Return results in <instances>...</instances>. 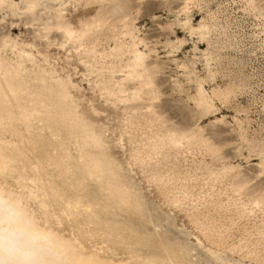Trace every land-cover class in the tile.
Segmentation results:
<instances>
[{
	"label": "bare ground",
	"instance_id": "obj_1",
	"mask_svg": "<svg viewBox=\"0 0 264 264\" xmlns=\"http://www.w3.org/2000/svg\"><path fill=\"white\" fill-rule=\"evenodd\" d=\"M246 1L264 17V3ZM65 4L0 0L1 9L25 17L48 45H73L69 52L79 56L89 74L97 71L94 81L88 78L91 88L105 102L123 107L126 128L115 135L99 120L103 111L93 100L81 108V98L72 91L81 92V87L69 71L62 75L47 53L32 50L34 43L20 42L2 30L0 188L21 197L45 227L67 242L74 264H264V188H252L253 178L243 172L254 164L256 179L264 177V127L252 125L249 107L237 99L248 75L240 71L216 82L228 57L224 50L233 46L229 39L220 44L219 37L228 33L216 12L209 9L194 23L191 8L199 0H183L176 18L167 23L173 33L183 28L208 44L205 49L195 44L192 57L181 59L178 53L186 36L176 34L165 41L166 57L184 78L172 77V90L184 94L199 116L193 126H182L171 124L156 106V77L166 64L150 60L152 53L159 57L158 50L142 36L133 11L118 13L107 24L96 16L74 24ZM116 21L122 23L121 30ZM104 25L110 31L104 37L108 46L99 49ZM85 37L90 39L84 56L80 47ZM90 58L100 66L95 68ZM198 62L204 65L203 74ZM209 81L214 84L207 88ZM232 105L234 114L221 111ZM206 118L214 126L232 128L225 135L234 133L236 139L216 142L205 132ZM168 147L166 154L175 151L176 170H151L147 178L145 155L149 150L158 155ZM227 147H234L236 158L246 164L227 157ZM115 148L124 151L123 159ZM193 150L203 156L208 178L201 180L197 168L184 166L190 161L186 153ZM215 161L222 163L220 168L209 165ZM138 162L143 177L135 168Z\"/></svg>",
	"mask_w": 264,
	"mask_h": 264
},
{
	"label": "rangeland",
	"instance_id": "obj_2",
	"mask_svg": "<svg viewBox=\"0 0 264 264\" xmlns=\"http://www.w3.org/2000/svg\"><path fill=\"white\" fill-rule=\"evenodd\" d=\"M258 1L264 3V0ZM199 3L198 6L194 5L191 8L193 10L191 14L193 13L192 17L194 23L206 17L209 9L215 11L219 21L226 27L228 33V36L222 35L219 37L220 44L222 46L225 45L228 39L233 43V46L224 50V53H226L228 57L222 60V67H220V71L217 73L216 82H226L229 78H234V76L240 74V71H242L244 76L245 74L248 75V84L242 93L238 95L237 99L242 105L249 107L251 117L253 118L252 125L254 127H264V17L247 6L246 0H199ZM65 5L66 14L74 24H78L80 18L88 22L93 21L95 16L100 17V20L107 24L117 19L114 18L116 14L132 10L136 16V24L141 30L142 36L149 41L148 44L151 47L154 46L158 50L159 57H157L155 53H152L150 60L158 63L164 62L166 64L165 69L159 72V75L156 77L157 84L160 88V98L156 101L158 110L169 119L171 124L193 126L199 121L197 120L199 116L194 109V104L192 102L188 103L184 94L173 92L172 77H179L182 80L184 78L180 76L181 71L177 68L176 64L170 62L168 60L169 58L166 57L168 47L165 45V41L168 38L174 39L176 34L181 37L186 36V43L178 53V57L181 59L192 57L195 44H197L200 49H205L208 46L205 40L197 36L192 37L188 35L183 28L176 27L175 33L168 29L167 23L176 18L178 10L183 5V0H144L142 3L138 0H117L106 1L101 4L98 2H90L87 4L84 0H66ZM115 27L121 30L122 23L116 21ZM102 28L104 31L99 36L103 39V43L98 46L99 49L108 46L104 37L106 34H110V31H108L105 25ZM2 30L10 33L13 38H16L20 42L25 41L34 43L36 47H33L32 50L35 53H37V49L47 53L51 58V62L55 64L62 75L65 76L69 71L74 81L78 82L81 87V92H77L75 89L72 90L76 96L81 98V108L87 109V100H93L95 106L103 111L99 120L109 125L114 130L115 135H119L120 132L126 128L124 114L121 110L123 107L120 109L115 107L110 101L105 102L99 91H94L91 88L88 78L94 81L97 78L95 76L97 71L93 74H89V67L80 62L79 56L75 52H69L70 49H73V45L68 44L66 49L61 48L57 44L48 45L46 40L39 37L35 30V25L27 23L25 17H15L10 10L1 9L0 7V40ZM58 35L60 38V34ZM87 38L85 37L83 39H87L85 41L82 40L83 48L80 47L82 55L84 56L86 45L89 43L88 41L90 39L89 37ZM111 43L113 44L112 41H110V44ZM76 45L78 46L79 42H76ZM8 53H11V51L8 50ZM197 55L201 56V53H197ZM89 60L91 63H94V65L96 64L92 58ZM97 66H100V63L96 64L95 68ZM198 69L200 73L203 74L204 65L202 62H198ZM213 84L214 82L209 81L206 87L210 88ZM145 98L147 99L148 95L145 96ZM221 111L230 115L234 114L233 105L227 108L222 107ZM202 124L205 126V132L212 136L216 142L236 139L234 133L225 135L227 132L233 131L230 127L220 125L214 126L209 123L208 118L203 119ZM126 148L127 151L125 155L129 157L131 149L129 142L126 143ZM169 149V147L167 149L163 148L158 155L152 153L151 150L148 151L150 152L149 155L153 158H149V155H145V167L148 170L144 175H146L147 178L150 176L151 170H159L164 173L176 170V168H174V164L177 162L174 158L175 151L172 150L171 154H166V150ZM235 150L234 147H227L224 150V154L227 157H233V162H242L246 164L245 159L236 158ZM114 151L123 159V150L115 148ZM188 153L189 152L186 153V156L188 155L187 157H189L190 161H185L186 163H184V166L188 163L187 166H192L194 169L197 168L196 172L199 174L201 180L202 178H208V169L206 164L202 162L203 156L201 153L198 150H193L192 154ZM206 158L207 161L210 160L208 156H206ZM156 159L158 161H156ZM194 161L197 163H194ZM256 161L257 160H253L252 162ZM221 164L220 161H215L209 165L214 168H220ZM135 168L139 170L141 177H143L140 162H138V166H135ZM243 172L245 177L253 178L252 180H254V183L252 188H264V177L256 179L255 176L258 172L257 165L250 164L244 168ZM146 184H148V182L145 178V185ZM246 236L251 237L250 234Z\"/></svg>",
	"mask_w": 264,
	"mask_h": 264
},
{
	"label": "clouds",
	"instance_id": "obj_3",
	"mask_svg": "<svg viewBox=\"0 0 264 264\" xmlns=\"http://www.w3.org/2000/svg\"><path fill=\"white\" fill-rule=\"evenodd\" d=\"M0 264H74L70 246L23 199L0 188Z\"/></svg>",
	"mask_w": 264,
	"mask_h": 264
}]
</instances>
